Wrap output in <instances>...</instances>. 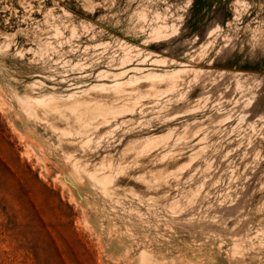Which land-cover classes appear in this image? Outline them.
Returning <instances> with one entry per match:
<instances>
[{
  "label": "rangeland",
  "instance_id": "374dc122",
  "mask_svg": "<svg viewBox=\"0 0 264 264\" xmlns=\"http://www.w3.org/2000/svg\"><path fill=\"white\" fill-rule=\"evenodd\" d=\"M0 264H264V0H0Z\"/></svg>",
  "mask_w": 264,
  "mask_h": 264
},
{
  "label": "bare ground",
  "instance_id": "6f19581e",
  "mask_svg": "<svg viewBox=\"0 0 264 264\" xmlns=\"http://www.w3.org/2000/svg\"><path fill=\"white\" fill-rule=\"evenodd\" d=\"M173 33L174 34H176L177 33V31L174 29V31H173ZM210 37V36H209ZM137 70H140V69H137ZM167 77V76H166ZM153 80V79H152ZM163 141V140H162ZM227 142V141H226ZM162 143V142H161ZM197 159V158H196Z\"/></svg>",
  "mask_w": 264,
  "mask_h": 264
}]
</instances>
